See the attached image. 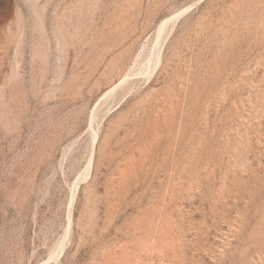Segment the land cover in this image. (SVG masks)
Masks as SVG:
<instances>
[{"label":"rangeland","instance_id":"rangeland-1","mask_svg":"<svg viewBox=\"0 0 264 264\" xmlns=\"http://www.w3.org/2000/svg\"><path fill=\"white\" fill-rule=\"evenodd\" d=\"M0 264H264V0H0Z\"/></svg>","mask_w":264,"mask_h":264},{"label":"bare ground","instance_id":"bare-ground-1","mask_svg":"<svg viewBox=\"0 0 264 264\" xmlns=\"http://www.w3.org/2000/svg\"><path fill=\"white\" fill-rule=\"evenodd\" d=\"M199 1H200V0H199ZM181 10H182V9H181ZM179 11H180V10H179ZM179 11H178V12H179ZM184 11H185V10H184ZM179 13H180V12H179ZM179 13H178V14H179ZM181 14H182V13H181ZM175 15H176V14H175ZM179 15H180V14H179ZM173 17H174V15H171V16H169V17L163 19V20L161 21V23H159V24H160V27H162V26L164 25V23H166L169 19H171V18L173 19ZM172 19H171V20H172ZM174 19H175V18H174ZM177 20H178V19H177ZM172 21H173V20H172ZM159 24H158V25H159ZM164 27H165V26H164ZM158 32H159V31H158ZM158 32H157V33H158ZM154 45H155V44H154ZM158 55H159V53H158ZM151 62H152V61H151ZM147 63H148V62H147ZM156 64H158V63H156ZM150 68H152V67H150ZM148 73H149V72H148ZM150 73H151V72H150Z\"/></svg>","mask_w":264,"mask_h":264}]
</instances>
